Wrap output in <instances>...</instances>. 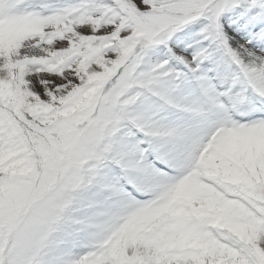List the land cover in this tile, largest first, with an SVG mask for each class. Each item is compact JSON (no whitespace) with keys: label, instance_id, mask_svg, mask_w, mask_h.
<instances>
[{"label":"snow or ice","instance_id":"6c2138e0","mask_svg":"<svg viewBox=\"0 0 264 264\" xmlns=\"http://www.w3.org/2000/svg\"><path fill=\"white\" fill-rule=\"evenodd\" d=\"M0 264H264V0H0Z\"/></svg>","mask_w":264,"mask_h":264}]
</instances>
